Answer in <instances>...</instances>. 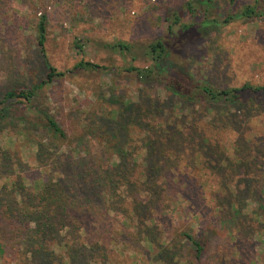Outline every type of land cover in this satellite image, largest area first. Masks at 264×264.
Instances as JSON below:
<instances>
[{"label": "rangeland", "instance_id": "rangeland-1", "mask_svg": "<svg viewBox=\"0 0 264 264\" xmlns=\"http://www.w3.org/2000/svg\"><path fill=\"white\" fill-rule=\"evenodd\" d=\"M187 1L0 0V97L7 90L46 80L53 66L62 75L37 90L35 103L56 119L66 121V126L78 130L88 124V128L90 119L112 115L122 102L140 104L141 108L151 103L155 109L145 110L130 123L122 138L132 152L130 157L142 164L147 155L146 141L153 136L166 143L168 130L178 132L185 140L183 145H172V151L162 148V156L148 159L160 166L154 184L161 203L149 204L137 218L129 220L112 203H105L106 210L97 200L92 207L94 214L83 220H67L73 227L85 221L88 227L107 230L111 238L116 237L118 242L109 246L113 251L108 264H159L140 241V232L144 231L152 233L158 242L174 246L168 251L174 264H264V195L258 196L264 186V93L243 96L249 105L245 114L232 103L202 99L196 88L200 84L216 89L245 82L264 84V0H235L233 8L239 10L249 4L260 15L208 28L204 37L195 35L189 48L182 51L176 44L157 67L147 57L131 61L129 54L123 59L109 46L117 41L130 42L140 53L158 38L167 40L165 17L175 14L182 22L190 19ZM228 8V0H215L210 9L213 16L222 18ZM41 14L46 16L43 48L36 39ZM76 42L81 47H76ZM80 60L101 68L76 69ZM130 65L151 71L137 74L128 69ZM179 69L186 77L181 92L189 88L194 94L184 105L178 101L182 96L165 85L166 75ZM23 107L19 105L22 111ZM41 135L26 131L18 134L10 129L0 132V148L19 163V174L30 180L41 171L47 172L43 165L51 162L45 150L41 162L36 160ZM94 135L86 138V147L79 151L82 156L89 150L101 163L117 162L116 153L105 147L100 131ZM66 150L64 146L58 153ZM239 158L245 163L237 168ZM140 171L138 167L131 172V179L138 180L133 192L145 194L148 185L143 183ZM2 174L0 171V177ZM48 175L55 180L53 173ZM235 200L239 201L240 218L233 222L228 204ZM185 232L202 242L199 255ZM126 234L131 236L127 237L131 244L124 247L121 241ZM17 259L1 256L0 264H20Z\"/></svg>", "mask_w": 264, "mask_h": 264}, {"label": "trees", "instance_id": "trees-1", "mask_svg": "<svg viewBox=\"0 0 264 264\" xmlns=\"http://www.w3.org/2000/svg\"><path fill=\"white\" fill-rule=\"evenodd\" d=\"M234 2L235 0H228V12L225 17L219 18L212 13L215 0H188L185 8L190 19L182 22L175 14L172 18L165 17L167 40L158 38L149 43L140 53L133 49L130 42L117 41L109 46L123 59L129 54L131 61L137 60L138 56L147 57L153 66L157 67L162 64L168 52L175 50L176 44H179V51H182L184 48H189L195 35L200 34L204 37L208 28L219 27L232 20L260 15L255 6L243 4L237 10L232 7ZM222 15L223 13L220 12L219 16ZM198 16L201 20H195ZM36 39L38 46L43 48L46 40L45 14L39 16ZM76 47H81V44L76 42ZM75 68L97 70L101 67L97 63L80 60L75 64ZM128 69L141 75L151 71L150 68L135 65H130ZM175 73L178 75H174ZM60 75L62 72L50 66L46 80L34 83L30 87L7 90L0 97V132L10 129L17 131L18 134L23 131L41 133L40 143H36V160L41 162L40 156L43 150L49 152L48 156L51 160L50 163L43 165L47 172L41 171L40 175L30 180L25 175L19 174V171H22L19 163L13 162L6 149L0 148V171L4 173L0 177L3 179L2 182L0 181V226L2 228L0 258L10 255L17 259L19 256L17 260L20 264H26L25 261L28 264H108L111 263L113 251L109 246L113 242H118L116 237L111 238L107 230L103 232V230L88 227L85 221H79L76 225L80 228L78 229L67 220L71 217L83 220L88 215L94 214L92 207L97 200L100 205L103 203V208L106 207L104 208L106 210L108 208L105 203H112L115 208L122 210L129 220L137 218L149 204L161 203L162 197L154 184V174L159 172L160 166L157 162L151 161L152 159L150 161L148 159L162 156V148L172 151V145H183L185 140L178 132L168 130L165 132L166 143H161L162 140L154 139L153 136L146 141L147 155L142 158V164L134 156L130 157L132 152L126 149L122 138L130 123L136 122L144 112L155 109L151 103L143 107V111L140 104L122 102L123 105L111 111L112 115L99 117L97 120L90 119L91 124L89 123L88 128H85L88 124L78 130L66 126V121L56 119L48 110L35 103L37 90ZM185 78L180 69L165 77V85L182 96L178 100L180 105L194 96L190 94L189 88H184V92H181L184 87L182 79ZM196 88L200 93L198 96L202 99L205 98L210 103L221 101L232 103L235 108L242 109L245 114L249 105H246L243 96L246 93H264V84L253 85L248 82L226 89H216L208 84H200ZM21 104L25 106L22 108L23 111L19 108ZM93 125L100 128L98 131L105 137L102 138L103 143L106 148L116 153L117 162L105 160L106 163H101V159H93L89 150H85V156L80 153L86 147V138L95 137L94 134L98 132ZM64 146L67 147L64 154L58 153V150ZM158 146L162 147L158 148ZM238 160L237 168H240L245 162L242 158ZM138 167L142 168L140 175L143 177V183L148 185L144 190L145 194H140V191L133 192L132 186L137 179H131V172ZM52 173L56 176L55 180L48 175ZM258 193L259 197L261 194L264 195V186ZM109 198L112 200L110 201ZM228 206L231 209L229 213L234 218L233 222L238 220V217L240 218L239 201H230ZM183 234L195 246L199 255L203 249L202 242L187 232ZM140 236L142 237L140 241H143L148 248L153 260L159 264H174L173 257L168 253L174 248L172 244L158 242L148 231L140 232ZM127 237L131 238L126 234L124 241H121L124 247L131 244L129 242L131 239ZM136 245L141 247L139 242Z\"/></svg>", "mask_w": 264, "mask_h": 264}]
</instances>
